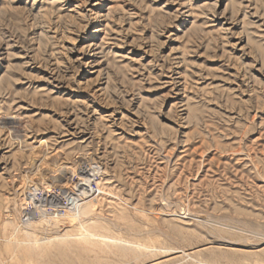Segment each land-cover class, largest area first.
Here are the masks:
<instances>
[{"label":"rangeland","instance_id":"rangeland-1","mask_svg":"<svg viewBox=\"0 0 264 264\" xmlns=\"http://www.w3.org/2000/svg\"><path fill=\"white\" fill-rule=\"evenodd\" d=\"M0 161V264L264 261V0H0Z\"/></svg>","mask_w":264,"mask_h":264},{"label":"bare ground","instance_id":"bare-ground-1","mask_svg":"<svg viewBox=\"0 0 264 264\" xmlns=\"http://www.w3.org/2000/svg\"><path fill=\"white\" fill-rule=\"evenodd\" d=\"M95 52V51H94ZM98 65V64H97ZM2 131H3V129H2ZM43 143H45V142H43ZM23 143H21V146H20V148H19V150H18V152H22V151H26V152H28V151H30L32 148L31 147H29L28 145V147L27 146H23L22 145ZM41 144V143H40ZM40 146V145H39ZM47 146V145H46ZM40 147H42V146H40ZM43 147H44V145H43ZM45 148V147H44ZM42 149V148H41ZM41 151V150H40ZM44 151H45V149H44ZM45 155V154H44ZM1 162V161H0ZM40 162V161H39ZM38 164V163H37ZM36 165V164H35ZM34 166V165H33ZM36 167V166H35ZM38 167V166H37ZM36 167V168H37ZM39 169V168H38ZM35 170V169H34ZM36 171H38V170H36ZM29 172V171H28ZM59 174V173H58ZM24 177V176H23ZM28 177V176H27ZM25 178V177H24ZM27 180V179H26ZM44 180H46V179H44ZM44 180L42 181V182H44ZM47 180H48V178H47ZM46 180V181H47ZM41 182V183H42ZM44 184H46V185H43V183L41 184L42 186H47V183L46 182H44ZM40 185V184H39ZM49 186V185H48ZM47 186V187H48ZM47 187H44V188H47ZM77 187V186H76ZM76 187H73V185H71V189H72V191H75V189H77ZM44 188H43V190H44ZM75 188V189H74ZM44 191H46L47 192V189L46 190H44ZM43 191V192H44ZM43 195V194H42ZM79 195V194H78ZM81 195V194H80ZM41 197V196H40ZM87 198H88V196H86ZM41 199V198H40ZM57 199V198H56ZM34 200L35 199H33V202H34ZM83 201V203H81L82 205H80L79 204V206L77 205V206H75V210H76V212L78 213V215H81V216H88L89 215V213H90V207H86V204H87V202L85 201V200H81L80 202H82ZM32 202V204H35V202L33 203ZM36 203H38V201H36ZM39 203H42V202H39ZM20 205V204H19ZM90 205V204H89ZM58 206H59V204H58ZM36 207V206H35ZM47 207V206H46ZM19 208V207H18ZM54 208V207H53ZM61 208V207H60ZM19 209H22L21 207L19 208ZM37 209H39V208H37ZM63 209V208H62ZM70 208H68L67 207V210H69ZM74 209V208H73ZM72 209V210H73ZM35 210V209H34ZM33 209H32V211H34ZM179 210V209H178ZM20 211V210H19ZM21 212V211H20ZM27 213V212H26ZM34 213V212H33ZM32 213V214H33ZM41 213V215H43V216H47L48 214V212L46 213V212H44V211H41L40 212ZM50 213V212H49ZM51 213H52V211H51ZM56 213H58V212H56ZM24 215H22V218H24L23 216H25V213H23ZM32 214H29V215H26L27 216V219H28V216H30V218H31V216H32ZM25 216V217H26ZM34 216V215H33ZM32 216V217H33ZM36 216V215H35ZM40 216V215H39ZM52 216V218H56V217H54V216H56L55 214H54V212H53V214L51 215ZM187 216V215H186ZM11 217V216H10ZM174 217V216H173ZM7 218H8V216H7ZM13 218V217H12ZM29 218V219H30ZM51 218V219H52ZM14 219H15V217H14ZM10 220V219H9ZM8 220V221H9ZM47 220V219H46ZM168 220V219H167ZM6 222V224L7 225H9L11 228H12V232L10 233V235L8 236V237H5L4 239H2L3 240V243H4V245H5V248H6V250H8V251H11V252H17V251H21V250H23V249H29L30 247H32L33 245V243L36 245V244H38L40 247V249H43V248H45V246H49V245H51V244H54L56 241H58V242H60V243H66L68 240H69V236L66 234V233H64L62 236H60V237H58V238H51L50 240L49 239H44L43 238V240H35V241H33V243H30L29 241H24V239H21V238H19L18 236H20L21 237V235H19V232L21 231V230H18V227H17V225H15L14 224V222H12V220L11 221H9V222ZM17 221V220H16ZM80 221V220H79ZM169 221V220H168ZM18 223V222H17ZM170 223V222H169ZM6 226V225H5ZM173 227H176V226H174L173 225ZM182 227V226H181ZM218 228V227H217ZM178 229V228H177ZM221 229V228H220ZM180 230V229H179ZM24 232V231H23ZM22 232V233H23ZM180 233V232H179ZM75 234V233H74ZM77 235H79V234H77ZM82 235V234H81ZM29 236V235H28ZM80 236V235H79ZM82 236H84V235H82ZM78 237V236H77ZM41 239H42V237H41ZM97 240H99V239H97ZM103 240H104V238H103ZM99 242V241H98ZM104 242V241H103ZM111 243H113L112 242V240H111ZM116 244V243H115ZM117 246H119L120 248H123L124 250H127V251H131V252H134V254H136L137 253V251L136 250H134L133 248H130V247H128V246H125L124 244H122V243H117L116 244ZM150 245V244H149ZM60 246V245H59ZM151 246V245H150ZM152 249H154V248H152ZM175 250V249H174ZM207 250V249H206ZM121 251H122V249H121ZM151 251V250H150ZM233 251V250H232ZM238 251V250H237ZM262 251H264V250H262ZM166 252V251H165ZM234 252H236V251H234ZM241 252V251H240ZM169 253V252H168ZM194 253V252H193ZM243 253V252H242ZM245 253V252H244ZM248 253V252H247ZM252 253V252H251ZM255 253V252H254ZM263 253V252H262ZM162 254V253H161ZM200 254V252L199 251H195V253H194V255L195 256H198ZM249 254V253H248ZM247 254V255H248ZM256 254V253H255ZM14 255V254H13ZM16 255V254H15ZM27 255V254H26ZM30 255V254H29ZM139 255V254H138ZM185 258H188V256H186V255H184V254H182ZM251 255V254H250ZM257 255V254H256ZM256 255H253V256H256ZM12 257V256H11ZM29 257V256H28ZM259 257V256H258ZM14 258V257H13ZM196 258V257H195ZM254 258H256V257H254ZM200 259V258H199ZM27 260V259H26ZM30 259H28V261H29ZM187 260V259H186ZM202 260V259H201ZM213 260V259H212ZM212 260H204V261H198V264H201V263H203V264H217L216 262H214V261H212ZM255 260V259H254ZM30 262V261H29ZM184 262H186V264H187V261H185L184 260ZM243 262V261H242ZM31 263V262H30ZM29 264V263H28ZM249 264V263H248ZM251 264H264V261H261L260 259H256L253 263H251Z\"/></svg>","mask_w":264,"mask_h":264},{"label":"built area","instance_id":"built-area-1","mask_svg":"<svg viewBox=\"0 0 264 264\" xmlns=\"http://www.w3.org/2000/svg\"><path fill=\"white\" fill-rule=\"evenodd\" d=\"M70 185L76 187L75 191H68L69 194L66 196H61L57 198V201L51 195H58L60 190L59 187L49 190L47 197H48V204L50 205H57L61 200L63 206L68 208H74L78 202H80L85 195L94 197L99 194V170L94 168L93 166L82 163L77 166L76 173L70 177ZM33 189L25 190L21 192L20 199H22V203L24 204V208H27V211L30 212L32 210V199H37L40 195L33 192ZM82 199L77 195L80 194ZM55 205V206H56ZM56 212H62L61 208H56ZM27 212V213H28ZM26 213V214H27ZM29 214V213H28Z\"/></svg>","mask_w":264,"mask_h":264}]
</instances>
